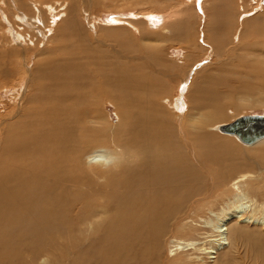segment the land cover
<instances>
[{"label": "bare ground", "instance_id": "1", "mask_svg": "<svg viewBox=\"0 0 264 264\" xmlns=\"http://www.w3.org/2000/svg\"><path fill=\"white\" fill-rule=\"evenodd\" d=\"M70 5L49 57L36 64L35 92L16 120L0 125V264H40L51 256L55 262L73 256L71 264H169L186 246L198 249L195 242L181 247V236L203 226L212 228L209 241L219 247L217 252L233 237L246 238L240 221L255 217L248 214L250 205L243 204L238 184L254 173L231 180L234 211L205 225L197 221L236 168L264 171V137L246 144L222 131V125L235 121L217 129L243 145L228 135L208 134L209 125L245 108L236 94L238 83L207 76L197 96L190 97L195 117L201 111L198 121L187 126L181 121L179 127L171 117L179 103H161L168 91L163 77L168 69L158 70L167 65L161 49L148 45L124 56L110 44L119 57L105 52L84 33L78 7ZM207 11L208 40L215 41L216 28L227 22L226 12L222 7ZM217 13L221 15L213 21ZM171 16L147 14L152 31H164L155 33L156 39L170 33L183 37L188 48L196 47L184 32L185 23L165 27ZM34 18L42 22L40 16ZM243 33H250L248 26ZM130 41V46L139 45ZM217 47L222 53L221 42ZM190 73L182 74L180 82ZM197 83L192 81L193 89ZM108 102L116 105L118 123L105 119ZM233 219L238 220L230 234ZM166 245L173 254H166ZM241 260L264 264V246Z\"/></svg>", "mask_w": 264, "mask_h": 264}, {"label": "rangeland", "instance_id": "2", "mask_svg": "<svg viewBox=\"0 0 264 264\" xmlns=\"http://www.w3.org/2000/svg\"><path fill=\"white\" fill-rule=\"evenodd\" d=\"M36 1L0 0V125L16 120L19 113L23 111V106L26 105L27 96L35 92V86L38 83L35 77L36 64L43 58L49 57L48 51L51 49V45H54L55 31L58 25L66 20L68 11L65 10H69L71 3H75L78 7L76 13L81 15L80 20L85 30L84 33L87 32L92 37H90L91 40L93 39L92 42L100 44L103 51L111 50L119 57L117 52L112 50L110 44L116 45V50L123 52L124 56L132 54L135 50L140 49L139 47H148V45L161 49L160 52L164 54L163 59L167 65L158 67V70L163 73L165 68L168 69L163 73L164 85H168V91L165 94L167 97L164 96L161 103L165 105L164 100L166 99L170 103L177 105L179 103L178 110L173 109L171 113L172 121L175 119L176 122H174L179 127L181 121L185 126L192 121H198L201 111L198 112V117H195L196 110L191 106L190 97L191 95L197 96L198 87L203 85L207 76L213 81L216 78L217 80L234 78V83L237 82L239 85L236 94H240L239 99L242 100L243 107H245L238 112L227 114L224 121L209 125L208 134L228 135L232 140L234 139V142L243 145L236 136L222 133L217 129V126L231 123L241 115L264 114V17H260L264 14V0ZM208 7H211V11L222 7L226 12V23L218 29L216 26H210L218 30L215 33L216 37L214 36L215 41L208 40V28H206L210 18ZM37 11H41L38 12L40 15ZM82 12L84 13L82 14ZM163 13L172 15V23L168 22L165 27L170 28L173 25L185 23L184 25L188 27L186 26L184 32L188 35V39L196 43L197 46L190 49L184 44L183 37L180 35L170 37V33H167L164 40L156 39L155 33H162L163 30L152 31L150 25L153 24L149 23L147 14L160 15ZM220 15L221 13H217L214 17L212 16L213 21ZM24 16L25 18H23ZM35 16L36 21L40 16L42 22H35ZM113 19L119 21L112 24ZM245 25L250 29V33L247 35L243 33ZM111 26L120 27L121 30L110 32L108 28ZM211 31L213 33L214 30ZM217 37L221 40L218 41ZM132 39L139 44L136 45L137 47L127 44L131 43ZM218 42H221L222 51L221 49L220 51L222 53L217 50ZM202 64H205L204 67L199 69ZM189 71L193 74H189L185 83L180 82L181 75ZM192 81L198 82L194 89ZM241 96L244 99H241ZM105 112L109 117H105V119L118 123L119 117L115 104L108 102ZM176 131L179 133L180 128H177ZM254 168H236L228 182L223 183L221 188L217 189L218 193L207 202L204 207L205 213L197 220L205 225L206 220L217 221L216 218L219 217L217 215L234 211L231 206L233 202H236L234 196L236 192L230 188L233 184L231 180L246 171L254 173V178H249L238 184L239 196L244 202L242 203L250 205L248 214H253L255 217H251L249 221L247 219L240 221L247 237L238 239L233 237L230 245L217 252L219 247L213 241H209L212 239L210 237L212 228L206 229L203 226L202 230L190 231L181 236V247H184L186 243L195 242L192 246H197L198 249L187 250L186 246L176 252L177 259L169 258L172 260L168 262L169 264H243L241 258H244L248 252H256L264 246V171L262 170V173L259 174L260 171L256 172ZM248 214L246 216H249ZM237 220L229 221L230 234L233 232L231 226ZM171 246L173 245L169 242L168 247ZM203 246L208 249H203ZM168 247L166 245V254H173L174 251L169 252ZM199 248L202 249L199 250ZM213 251H216L217 254H213ZM51 257V260L41 259L40 264H71V260L74 259L73 256L66 259L60 257L55 262V256Z\"/></svg>", "mask_w": 264, "mask_h": 264}, {"label": "water", "instance_id": "3", "mask_svg": "<svg viewBox=\"0 0 264 264\" xmlns=\"http://www.w3.org/2000/svg\"><path fill=\"white\" fill-rule=\"evenodd\" d=\"M221 129L236 135L246 144H253L264 137V115H245L231 124L222 125Z\"/></svg>", "mask_w": 264, "mask_h": 264}]
</instances>
